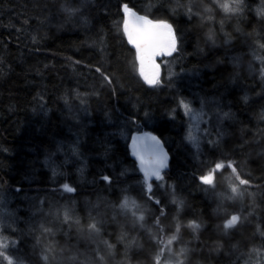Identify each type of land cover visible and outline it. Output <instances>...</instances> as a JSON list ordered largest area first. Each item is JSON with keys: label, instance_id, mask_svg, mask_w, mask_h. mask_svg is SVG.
I'll return each instance as SVG.
<instances>
[{"label": "trees", "instance_id": "16d2710c", "mask_svg": "<svg viewBox=\"0 0 264 264\" xmlns=\"http://www.w3.org/2000/svg\"><path fill=\"white\" fill-rule=\"evenodd\" d=\"M125 6L173 28L159 85ZM191 108L208 137L188 139ZM149 132L169 163L145 182ZM170 246L183 264L264 249V0H0V264H162Z\"/></svg>", "mask_w": 264, "mask_h": 264}, {"label": "snow or ice", "instance_id": "6c2138e0", "mask_svg": "<svg viewBox=\"0 0 264 264\" xmlns=\"http://www.w3.org/2000/svg\"><path fill=\"white\" fill-rule=\"evenodd\" d=\"M123 11L128 13L123 28L127 36V42L135 49L136 58L139 62V75L148 85H159L161 81L159 64L156 62V58L171 56L176 51L177 42L174 32L168 31V26L165 24H152L151 22H148L150 26L137 24L132 20V14L126 7L123 8ZM105 79L109 80V77L105 76ZM184 107L187 108V105H184ZM188 139L192 140L193 137L189 136ZM132 150L133 154L139 159V166L143 172L145 182L153 177L157 180L162 179L161 171L168 166V156L156 136L145 134L133 137ZM101 179L110 180L107 175H103ZM148 188L151 190V184H148ZM64 189L72 191L68 185H64ZM177 203L182 202L178 201ZM122 206L126 207L127 202Z\"/></svg>", "mask_w": 264, "mask_h": 264}, {"label": "rangeland", "instance_id": "374dc122", "mask_svg": "<svg viewBox=\"0 0 264 264\" xmlns=\"http://www.w3.org/2000/svg\"><path fill=\"white\" fill-rule=\"evenodd\" d=\"M125 7L128 9V11L131 10L128 6ZM125 14L127 15L128 13L125 12ZM159 72L161 76V66L159 68ZM190 114H191V118H190L191 124H190L189 132L191 135L189 136H192L194 139H196L198 136H201L202 134L208 137L212 129V124L209 121L207 123L205 122L206 123L205 126L202 125L201 122V119H203L202 110L198 108L197 109L191 108ZM161 146L163 147V145ZM126 202H127V206L125 207V209L136 210L135 213H140L141 207L138 204H135L134 201L130 199H127ZM227 223L228 225L235 224L229 220L227 221ZM183 254H185V251H182V255H181V252H175L173 247L170 246L167 249V252L161 255L159 254V257L161 258L162 264H183V259H184ZM245 264H264V249L256 247V252L254 257L248 260Z\"/></svg>", "mask_w": 264, "mask_h": 264}, {"label": "water", "instance_id": "95a60500", "mask_svg": "<svg viewBox=\"0 0 264 264\" xmlns=\"http://www.w3.org/2000/svg\"><path fill=\"white\" fill-rule=\"evenodd\" d=\"M131 14H132V16H131V18H132V20L135 22V23H137V24H140V25H145V26H150V25H148V22H151L152 24H157V23H160V24H165V25H167L168 26V31H171V32H174L173 31V28H172V26H171V24L169 23V22H167V21H159V20H152L151 18H149V17H147V16H144V15H141V14H139V13H137L136 11H134V10H130L129 11ZM128 17V14L126 15V18ZM161 57V56H160ZM156 62L158 63V57L156 58ZM159 64V63H158ZM159 68H160V66H159ZM147 134H150V135H154V136H156L159 140H160V138H159V136L157 135V134H155V133H151V132H149V133H147ZM137 136H143V135H137ZM160 142H161V140H160ZM161 145H162V142H161ZM163 148V150H164V152L167 154V156H168V161H167V164L169 163V154H168V152H167V150L164 148V147H162ZM138 158V157H137ZM146 159H147V157H146ZM139 160V159H138ZM239 221V215L238 214H235L234 216H233V218L231 219V222L232 223H237Z\"/></svg>", "mask_w": 264, "mask_h": 264}]
</instances>
